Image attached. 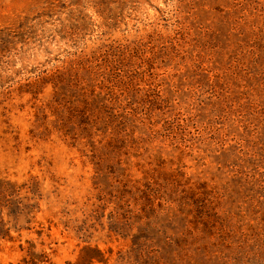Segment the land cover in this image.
<instances>
[{
	"label": "rangeland",
	"instance_id": "374dc122",
	"mask_svg": "<svg viewBox=\"0 0 264 264\" xmlns=\"http://www.w3.org/2000/svg\"><path fill=\"white\" fill-rule=\"evenodd\" d=\"M264 264V0H0V264Z\"/></svg>",
	"mask_w": 264,
	"mask_h": 264
},
{
	"label": "trees",
	"instance_id": "16d2710c",
	"mask_svg": "<svg viewBox=\"0 0 264 264\" xmlns=\"http://www.w3.org/2000/svg\"><path fill=\"white\" fill-rule=\"evenodd\" d=\"M29 264H36V263H34L32 259H30Z\"/></svg>",
	"mask_w": 264,
	"mask_h": 264
}]
</instances>
